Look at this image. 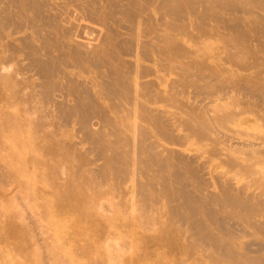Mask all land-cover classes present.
<instances>
[{"label": "bare ground", "instance_id": "obj_1", "mask_svg": "<svg viewBox=\"0 0 264 264\" xmlns=\"http://www.w3.org/2000/svg\"><path fill=\"white\" fill-rule=\"evenodd\" d=\"M82 185L74 264H122L134 244L264 264V0H0V264L45 214L32 190Z\"/></svg>", "mask_w": 264, "mask_h": 264}, {"label": "rangeland", "instance_id": "obj_2", "mask_svg": "<svg viewBox=\"0 0 264 264\" xmlns=\"http://www.w3.org/2000/svg\"><path fill=\"white\" fill-rule=\"evenodd\" d=\"M246 116V113L245 114H243L241 117H245ZM240 117V118H241ZM68 128V130H71V127H67ZM68 135V134H67ZM68 137H69V139L71 138V135H68ZM194 140V139H193ZM85 145H87L86 143L83 145V146H85ZM81 146V145H80ZM195 146H197V145H194V146H192L191 147V150H194V151H197L198 150V146L197 147H195ZM193 151V152H194ZM210 168H212V170H213V173H216V171L215 170H218V169H221L220 167H221V163H220V160H218V159H213V160H211L210 161ZM233 171H234V173L236 174V175H239L240 176V173L238 174L237 172V170L235 171V169L234 170H232V172H230L229 174H227L229 177L232 175L233 176ZM232 173V174H231ZM236 175H234V180L236 179ZM237 176V178H239L238 180L236 179L235 181H237V182H239L240 183V181L241 180H243V181H245V177L243 178L242 176ZM241 183H242V181H241ZM85 185H82V187H80V188H78V189H75V190H72L71 192H65V191H62V193L60 192V194H55L54 196L56 197V199H54L52 196H53V194L51 193H49V191L48 190H46L45 188H44V190H42L43 188H41V190H42V192L39 190V189H34V191L32 190V193H33V199H30V201H32V203H33V205L32 206H34L33 207V209L36 207V209H34V211L35 210H37V211H35L36 212V214H37V212L39 211V209L41 208V209H43V211H44V209H45V211H44V213L45 214H43V212L41 211L40 212V216H38L37 218L36 217H34V219L32 218L33 217V214H32V216H31V218H32V220H34V225L35 224H37L38 223V221H39V219H40V223L42 224V223H44L46 226H44V227H46V229L40 224V226H38V230H39V232H43V234L41 233V235L42 236H44V232H46L47 233V231H48V235H49V233L51 232V235H49V236H52L51 238L50 237H48V235L47 236H45L44 237V239L42 238V240H40L41 239V235H40V237L38 236L39 235V232H38V230H37V226L36 227H33V230H32V226H34V225H32L31 226V230L29 231V235H28V232H27V234H26V232H23V233H18V235L19 236H17V235H14V236H12V237H7V238H4L3 239V242H2V253H3V255H2V259L3 260H5V261H7L8 259H11V262H13V263H16L17 261H18V259H19V261H18V263L19 264H21L22 262V264H36V259H37V262H39L40 263V256H41V254H42V257L44 258V259H47L45 262H44V260H43V262L44 263H46L48 260V262L50 263V262H52V264H54L53 262H55L56 260V262H58V261H60V263H57V264H62V261H61V257L63 256V258L65 259V258H67L66 259V261H64L63 262V264H74L73 262H75V261H78V259L79 258H81V257H83L84 255L83 254H81V253H79V255L78 254H74L73 252H74V250H73V244L75 243V241H77V239H73L72 237H71V234H70V231H71V229H72V227H75V228H78L77 227V225L79 224L80 226H82V224H83V222H82V224H81V222H78V220L80 221H84V215H87L90 211H92L93 209H91L89 206H88V204L86 203V201L85 202H81V206L82 207H72L71 205H72V203L71 202H76L77 200H79L80 198H81V189H85V187H84ZM109 186L111 187V185H109V184H105L104 185V188L101 186V187H99V189H105V187H106V189H105V195H103V196H101V198L102 197H104L102 200L103 201H105L106 202V193L108 194V196L110 197V195L111 194H109L110 192H112V190L111 189H109ZM108 187V188H107ZM108 189H109V192H108ZM76 190H78V191H76ZM111 190V191H110ZM46 191V192H45ZM84 191V190H83ZM48 192V193H47ZM74 192V193H73ZM79 192V194H77V193ZM95 192H97V193H100L99 191H98V188H97V190L95 191ZM102 192H104V191H101V193ZM113 192H114V195H116L115 193H117V196H119V193H118V191L116 192V190L114 191L113 190ZM112 192V193H113ZM41 193V194H40ZM45 193V194H44ZM66 193V194H65ZM100 193V194H101ZM35 194V195H34ZM63 195V196H59V195ZM50 195V196H49ZM67 195V196H66ZM79 195V196H78ZM31 196H32V194H31ZM39 196H40V198H39ZM57 196H59L58 197V199H61L60 200V202L58 203V201L59 200H57ZM66 196V197H65ZM76 198H75V197ZM107 196V197H108ZM113 196V195H112ZM111 196V197H112ZM117 196H113V198H112V200L114 199V198H117ZM65 197V200H63V198ZM108 197V198H109ZM111 197H110V199H111ZM35 198H36V200H35ZM49 200H48V199ZM39 199V200H38ZM44 200V201H42V200ZM67 199V200H66ZM41 200V202H39ZM47 200V201H46ZM56 200V201H55ZM115 200L116 199H114L113 201L115 202ZM117 200H118V198H117ZM20 201H22V200H20ZM52 201V202H51ZM54 201V202H53ZM61 201H62V203H61ZM67 201V202H66ZM47 202V203H46ZM54 203V205L55 206H52V204ZM49 203V204H48ZM66 203H68V206H67V204ZM25 204V206H26V203H23V205ZM41 204V205H40ZM57 204L59 205L60 204V206H58L57 207ZM66 204V205H65ZM38 205V206H37ZM42 205H44V206H42ZM50 205V206H49ZM24 206V207H25ZM31 206V204H30V207H32ZM65 206V207H64ZM20 207V206H19ZM24 207L23 208H21V209H19L18 210V214H20L21 212H22V209H24ZM39 209H38V208ZM56 209H55V208ZM61 207H64V209L65 210H62L61 209ZM48 208V209H47ZM49 208H50V210H49ZM52 208V209H51ZM69 208V209H68ZM30 209H32V208H30ZM33 209H32V212H34L33 211ZM61 209V210H60ZM71 209V210H70ZM73 209H75L74 211H73ZM79 209H80V211H79ZM21 210V211H20ZM68 211V214H70L69 215V217H68V214H66L67 213V211ZM84 210V211H83ZM49 211H51V212H49ZM62 211L64 212V213H62ZM70 211H71V213H70ZM105 211V210H104ZM107 211V210H106ZM31 212V213H32ZM49 212V213H48ZM108 212V211H107ZM107 212H105V213H107ZM110 212V211H109ZM109 212H108V217H107V215H105L104 213L102 214V213H100V215H98L97 216V218H96V220H95V223L99 226V227H101V226H103V225H106L107 224V220H108V218H110V217H113V215H114V212H116L115 210L113 211L112 210V212H110L111 214H109ZM39 213V212H38ZM46 213H47V215H46ZM51 213H53L52 215H51ZM80 213V214H79ZM24 211H23V214L21 213L20 215H23L22 217H24ZM36 214H34V215H36ZM43 214V215H42ZM74 214V215H73ZM37 215H39V214H37ZM45 215V216H44ZM83 215V216H82ZM109 215H110V217H109ZM42 216V217H41ZM50 216H51V218H50ZM73 216H75V218L73 217ZM40 217V218H39ZM53 217H54V220H53ZM79 217V218H78ZM19 216H17V221H18V224H20V223H22V221H20V220H23V218H21L20 220H19ZM72 218V219H71ZM78 218V219H77ZM81 218V219H80ZM36 219V220H35ZM68 219V220H67ZM73 219H76L77 221L74 223V221H73ZM100 219V220H99ZM38 220V221H37ZM69 221H71V223L69 222ZM75 224H73V223ZM101 222V223H100ZM32 223V224H33ZM47 223V224H46ZM66 223V224H65ZM48 224L50 225V224H52L51 226H48ZM67 225V226H66ZM70 225V226H69ZM74 225V226H73ZM131 226V225H130ZM129 226V227H130ZM39 227H40V229H39ZM44 229H43V228ZM36 230H35V229ZM41 228H42V230H46V231H42L41 230ZM47 228H48V230H47ZM134 229H135V231H134ZM41 230V231H40ZM139 230V229H138ZM34 232V233H37L38 232V234H37V238L39 239V242H41L40 244H37L36 245V243L33 245V243L31 242V241H33V240H35V242H36V234H35V236H34V233L32 234L31 232ZM35 231H37V232H35ZM136 231H137V227H133V233H132V235L130 236L129 234L128 235H126L127 234V232L125 233V236H124V233H121V235L120 236H124V239H121V241L123 240V242H125V239L126 238H128V236H129V238H130V240H133L134 239V236L133 235H136L135 233H136ZM69 232V233H68ZM135 232V233H134ZM32 234V237L30 236L31 234ZM247 235H250V236H255V237H253L254 238V240H255V238H257L256 240H258L259 238L256 236V235H251V234H247ZM247 235H245V236H243V240H246V241H248V239H245L244 237H246V238H248L249 236H247ZM73 236V235H72ZM31 237V238H30ZM35 237V238H34ZM132 237V238H131ZM18 238H20V239H18ZM32 238H34V239H32ZM45 238H47V239H45ZM48 238H49V240H48ZM121 238V237H120ZM10 239V240H9ZM16 239V240H15ZM22 239V240H21ZM24 239H25V241H24ZM30 239H32V240H30ZM38 239H37V241H38ZM57 239V240H56ZM96 239H101V238H99L98 236H96ZM249 239H250V237H249ZM8 240V241H7ZM21 240V241H20ZM52 240V241H51ZM119 240V239H118ZM251 241H253L252 240V238L250 239ZM9 241H12L13 243H11V242H9ZM15 241V242H14ZM16 241H18V243L16 242ZM27 241V242H26ZM44 241V242H43ZM100 241V240H99ZM121 241L119 240V242L121 243ZM38 242V243H39ZM42 242H43V244H42ZM50 242H51V244H50ZM66 242H67V245H66ZM78 242V241H77ZM96 242H97V240H96ZM122 242V243H123ZM9 243V244H8ZM14 243H15V245H14ZM27 243V244H26ZM44 243H46V244H44ZM101 243V242H100ZM30 244V245H29ZM50 244V245H49ZM19 246V248H17L18 246ZM27 245V246H26ZM38 245H40V252L39 253H41L40 255H39V253L37 254H35V251L34 250H37V248L39 247ZM46 245H49L48 247H49V251H50V254H51V256H50V254H47V253H49L48 251L46 252V250L44 249L43 250V246H46ZM3 246H4V248H3ZM12 247V249H11V247ZM23 246V248H22V250H21V247ZM28 246H29V248H28ZM42 246V247H41ZM51 246H53V248H54V250H53V248L51 247ZM60 246V247H59ZM252 246H254V244L252 245ZM26 247L28 248V250L26 249ZM35 247H37L36 249H34ZM6 248H7V251H5L6 250ZM34 250H33V249ZM42 248V249H41ZM44 248H46V249H48L47 247H44ZM56 248H58V250L56 249ZM101 248H103L102 247V245H101ZM131 248V249H130ZM130 248H128V251H121V252H124L123 254H122V256H120L121 254L119 253V256H120V258H121V260H122V264H135L136 263V260H137V263L136 264H152L153 262H154V264H168V262H169V259H173V258H178L179 256H181V258L184 260V262H183V264H193L194 262V264H199L198 263V256L200 257V258H204V259H202V262H201V264H216L215 263V261H213V260H211V262L209 261V263H207L208 262V259H207V257H204V254H205V252H207V251H201L202 252V254H201V252H199V251H196V252H189V253H174V252H171V251H165V250H150V251H148V250H146V249H144V247H142V246H137V245H135L134 244V247H130ZM20 249V250H19ZM38 249V250H39ZM51 249L53 250V253L55 254V249L57 250V252H56V254L57 253H59V251L61 250V252H62V255L61 256H59L61 253H59V255L57 254H53L54 256H56V257H54L55 259H52L51 261H50V259H51V257L53 258V256H52V253H51ZM12 250V251H11ZM18 250V253L16 252ZM37 250V251H38ZM130 250V251H129ZM44 251V252H43ZM141 251V252H140ZM156 251V252H155ZM45 252H46V254H45ZM198 252L200 253V254H198ZM6 254V256H5V254ZM15 253H16V255H15ZM140 253H142V254H140ZM158 255H157V254ZM12 254H13V257L11 258V256H12ZM21 254V255H20ZM31 254V255H30ZM44 254H45V256H47V257H49V258H45V256H44ZM171 254V255H170ZM26 255V256H25ZM35 255H37V257L35 256ZM38 255H39V257H38ZM150 255V256H149ZM153 255V256H152ZM170 255V256H169ZM15 256V257H14ZM19 256H22V258L20 259V257ZM25 256V257H24ZM124 256V257H123ZM157 256V257H156ZM29 257V258H28ZM152 257V258H151ZM14 258V259H13ZM39 258V259H38ZM57 258H59V259H57ZM161 258V259H160ZM17 259V260H16ZM23 259V260H22ZM154 259V260H153ZM30 260V261H29ZM34 260V261H33ZM53 260H55V261H53ZM63 260V259H62ZM126 260V261H125ZM151 260V261H150ZM162 260V261H161ZM193 260V261H192ZM203 260H204V262H203ZM140 261V262H139ZM167 261V262H166ZM192 261V263H190ZM28 262V263H27ZM30 262V263H29ZM42 262V261H41ZM40 263V264H44V263ZM46 263V264H49V263ZM132 262V263H131ZM135 262V263H134ZM150 262H152V263H150ZM165 262V263H164Z\"/></svg>", "mask_w": 264, "mask_h": 264}]
</instances>
